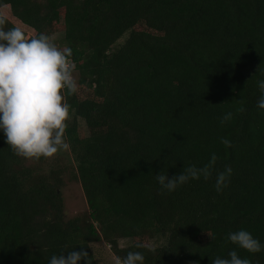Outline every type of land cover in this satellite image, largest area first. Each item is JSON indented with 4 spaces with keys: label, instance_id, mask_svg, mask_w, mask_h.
<instances>
[{
    "label": "trees",
    "instance_id": "trees-1",
    "mask_svg": "<svg viewBox=\"0 0 264 264\" xmlns=\"http://www.w3.org/2000/svg\"><path fill=\"white\" fill-rule=\"evenodd\" d=\"M0 13L6 27L62 33L59 47L72 49L79 92L66 96V139L88 203L67 218L64 169L16 156L0 130V264L81 250L99 264L100 241L116 257L142 252L144 264H211L234 249L264 264V247L249 254L226 240L244 229L264 246V0H0ZM212 154L207 181L169 193L156 180ZM154 238L164 239L154 252L137 247Z\"/></svg>",
    "mask_w": 264,
    "mask_h": 264
},
{
    "label": "clouds",
    "instance_id": "clouds-1",
    "mask_svg": "<svg viewBox=\"0 0 264 264\" xmlns=\"http://www.w3.org/2000/svg\"><path fill=\"white\" fill-rule=\"evenodd\" d=\"M7 23V17L0 13V130L16 156L27 160L52 159L69 148L66 131L71 105L66 96L79 92L75 65L71 62L73 52L70 47H58L50 35L40 33L30 38L18 26L6 27ZM257 86L260 92L257 108L264 110V80L257 81ZM232 119L233 113L226 112L220 123L227 124ZM221 143L231 147L227 138H221ZM216 161L217 156L212 154L202 167L186 166L171 178L161 171L156 180L162 190L171 193L189 180H209ZM232 174L230 165L217 174L214 185L217 192L228 187ZM226 240L249 254L259 253L264 247L244 229L229 233ZM137 247L156 250L151 245ZM82 260L92 264L84 250L54 254L49 264H81ZM144 260L142 252L129 251L126 256L117 257L115 264H144ZM211 264H252V260L242 258L234 249L227 257L211 258Z\"/></svg>",
    "mask_w": 264,
    "mask_h": 264
},
{
    "label": "rangeland",
    "instance_id": "rangeland-1",
    "mask_svg": "<svg viewBox=\"0 0 264 264\" xmlns=\"http://www.w3.org/2000/svg\"><path fill=\"white\" fill-rule=\"evenodd\" d=\"M127 36L128 33L124 35L120 42L124 41ZM51 37L59 47V42L62 40L63 34L56 33ZM74 77L77 80L78 73H75ZM80 126V132L83 135L88 134V129L82 119H80ZM49 165L54 168L62 167L64 169V185L62 186L61 191L64 199L65 213L67 218H73L79 214H82L83 212H86L88 210V203L81 182L74 176L76 169L75 164L72 161L70 149L68 148L67 151H62L54 158L48 159V166ZM163 242V238H154L150 240V245L156 247L162 245ZM129 244V239L120 240V246H127ZM92 249L99 264H115L117 257L113 253L111 246L108 243L104 241L93 243Z\"/></svg>",
    "mask_w": 264,
    "mask_h": 264
},
{
    "label": "built area",
    "instance_id": "built-area-1",
    "mask_svg": "<svg viewBox=\"0 0 264 264\" xmlns=\"http://www.w3.org/2000/svg\"><path fill=\"white\" fill-rule=\"evenodd\" d=\"M71 62L74 64V62L71 60ZM75 65V64H74Z\"/></svg>",
    "mask_w": 264,
    "mask_h": 264
}]
</instances>
